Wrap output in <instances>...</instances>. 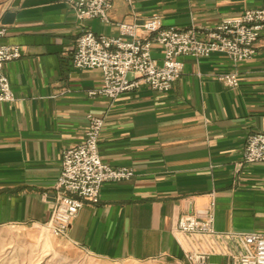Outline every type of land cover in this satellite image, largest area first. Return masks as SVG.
<instances>
[{"label":"crops","instance_id":"1","mask_svg":"<svg viewBox=\"0 0 264 264\" xmlns=\"http://www.w3.org/2000/svg\"><path fill=\"white\" fill-rule=\"evenodd\" d=\"M262 9L264 0H116L105 23L80 21L66 0H0L4 43L22 50L5 70L16 102L0 103V227L45 229L63 153L84 142L94 115L105 120L103 162L135 177L106 183L100 203L87 204L58 242L112 264H180L189 253L233 264V235H264V163H244L250 137L264 134V37L249 61L181 57L170 92L142 86L115 101L90 95L102 73L75 69L73 57L85 30L119 37V24L158 16L166 28L206 31ZM153 56L162 65L159 47ZM225 74H237L240 86L224 84ZM209 213L218 236L175 232L181 218Z\"/></svg>","mask_w":264,"mask_h":264},{"label":"built area","instance_id":"2","mask_svg":"<svg viewBox=\"0 0 264 264\" xmlns=\"http://www.w3.org/2000/svg\"><path fill=\"white\" fill-rule=\"evenodd\" d=\"M116 0H66L80 21L99 19L110 22L109 12ZM119 37L97 36L85 30L78 38L73 66L78 70H99L103 81L90 92L92 97L115 101L123 94L148 86L168 93L184 72L181 57L208 59L215 54L228 57L233 63L253 59L256 46L264 37V9L247 10L242 15L223 20L215 28L201 31L164 27L156 16L142 25L119 24ZM141 32V35H139ZM8 34L0 27V103H14L16 96L6 74V66L22 57L17 46L4 43ZM155 47L163 53L160 65L154 58ZM220 80L230 88L240 86L237 74H225ZM85 140L63 153L62 170L56 184L55 208L45 229L56 237H66L73 221L87 204L98 205L106 183L131 181V168H112L105 164L99 142L105 120L89 115ZM247 165L264 163V134L250 137L244 154ZM215 215L209 213L205 221L194 216L179 220L176 233L216 237ZM240 252L232 256L233 264H264V235L240 233L233 235ZM190 264H209L204 254L187 255Z\"/></svg>","mask_w":264,"mask_h":264},{"label":"rangeland","instance_id":"3","mask_svg":"<svg viewBox=\"0 0 264 264\" xmlns=\"http://www.w3.org/2000/svg\"><path fill=\"white\" fill-rule=\"evenodd\" d=\"M42 228L0 227V264H112L98 258L75 255ZM136 264H173L166 261ZM180 264H190L188 260Z\"/></svg>","mask_w":264,"mask_h":264},{"label":"water","instance_id":"4","mask_svg":"<svg viewBox=\"0 0 264 264\" xmlns=\"http://www.w3.org/2000/svg\"><path fill=\"white\" fill-rule=\"evenodd\" d=\"M15 7H18V4H16ZM216 260H219V258H215V257L211 258V261H216Z\"/></svg>","mask_w":264,"mask_h":264}]
</instances>
